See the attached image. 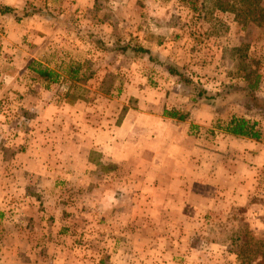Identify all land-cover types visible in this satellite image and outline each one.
<instances>
[{
    "label": "rangeland",
    "instance_id": "1",
    "mask_svg": "<svg viewBox=\"0 0 264 264\" xmlns=\"http://www.w3.org/2000/svg\"><path fill=\"white\" fill-rule=\"evenodd\" d=\"M43 2L16 9L0 30L1 133L11 140L26 134L16 149L40 138L37 157H27L39 167L18 172L23 182L12 181L5 190L9 199L0 205V264L264 260V113L240 93L258 76L254 92L264 99V0ZM33 9L42 15L18 20ZM35 19L36 37H8L20 31L17 26H34ZM126 44L177 63L211 91L229 86L237 95L229 103L193 106L188 89L146 54L106 49ZM77 65L80 73L95 75L75 86L71 70ZM40 68L53 70L58 82L44 81L35 71ZM68 88L81 97L75 125ZM171 107L185 110L188 120L168 121L166 153L153 158L132 145L116 169L109 155L103 171L83 164L90 152L98 161L96 151L68 154L69 130L82 129L84 118L93 125L100 114L109 131L117 125L114 130L127 140L135 133L130 126L120 130L124 120H159ZM231 116L259 121L261 139L227 135L221 128ZM12 159L0 162L7 174L25 162ZM164 163L169 171L160 174ZM25 198L24 211L30 210L19 215ZM167 202L171 210L162 208ZM27 214L30 221L20 222ZM32 214L40 221L31 220Z\"/></svg>",
    "mask_w": 264,
    "mask_h": 264
},
{
    "label": "crops",
    "instance_id": "2",
    "mask_svg": "<svg viewBox=\"0 0 264 264\" xmlns=\"http://www.w3.org/2000/svg\"><path fill=\"white\" fill-rule=\"evenodd\" d=\"M42 0H0V5H6L8 7L14 8V9H23L25 7L26 4H31L34 3L33 5L35 6H39L38 3H40ZM45 2V0H44ZM43 2V3H44ZM35 6V7H36ZM8 15L2 14L0 13V30L1 28H5V20L4 18L7 17ZM10 16V15H9ZM35 17L34 15L30 16L29 18H27L25 21H28V19L33 20ZM22 20V19H21ZM34 21V20H33ZM32 21V22H33ZM8 22V19H7ZM38 19H35V22H33L35 25L34 26H25L24 28H22V26H15L16 29H20V31L16 33H12V30L9 31V35L8 37L12 39H19V38H26L27 37H36L38 35L37 30H39V23ZM13 24L9 23L8 24V28L12 29ZM13 35V36H12ZM25 40V39H23ZM26 41V40H25ZM90 76H94L95 73H92L91 71H89ZM101 83V82H100ZM100 83L98 82V84L100 85ZM86 84V83H85ZM84 84V86H85ZM79 85V84H78ZM72 91V90H71ZM81 99V97L76 96V99L69 101V103H67L68 106H72V108H74L73 110V123L75 125L76 120H74L76 118H80L81 117V112H80V117L76 115V110H78L77 108H75L77 106L78 100ZM188 100V98H187ZM189 102L191 105L193 106H199V105H205V106H210L211 105H207V104H193L190 99ZM178 110L180 112H183L186 114V119L183 121H180L176 118H172L169 117L167 115H165V110ZM140 115V114H139ZM4 118L2 113H0V119ZM188 114L185 110L180 109V108H165L163 111V115H161V117L155 118L153 116H138L134 119H130V121L132 122H126V120H124L123 124L121 125V129H124L125 126H130V129H132V131H134L135 136L132 137L131 139H127L125 140V137L123 134L118 133L117 130H114L116 128L117 125H115L111 131L108 130V127L106 125V121L105 118L103 116H100V114L98 115V122L96 124H87V119H83V125L82 129L79 130V127H75L73 126V129L69 130V135L67 137L68 143L66 144L68 146V151H73V153H68L70 156H75L74 150L75 152L79 155V151L82 149L84 150L83 152L88 153L90 151H96L97 152V160L96 162H93L92 158H91V152L90 155L87 156L86 158L83 159V164L88 165L90 167H99L100 170L103 171V169H107L106 167H102L103 164H105L106 161L109 160V155H111L112 159H110V161H112L114 164H116L114 166V168L116 169V166L118 164H120V161H122L123 156H124V150L128 149L129 147H132V145H136V149L135 151H139L141 153H149L152 155L153 158L156 157V153L158 151H160L161 153H163V151L166 153V150L164 148L163 145V141L165 140V137L169 136V134H165L168 131V121L174 120L176 121V123L181 124L186 122L188 119ZM143 122H140L142 121ZM72 123V124H73ZM1 125V124H0ZM189 127V126H188ZM194 127V126H193ZM192 126H190V130H192L193 128ZM188 129V128H187ZM82 130L81 133H83L85 131V135L81 134L80 132H78ZM26 135V134H23ZM22 136L16 137L14 140H11L9 138H7V136H5V134L1 133L0 130V162H6L12 158H21V160L25 161L23 164H16V168L13 170H10V174L5 171V164L3 165L2 163H0V205L1 203L4 204L6 200H8L9 195L8 193L5 192V190H7V187L10 186L12 187V184H15L16 182L12 183V181H19V180H24L23 177H21V175H18V172H22L24 173V170H33V167L36 166L38 164L37 167H39V163L37 162V160H27V157H37V151H39V149H37V147H39V142L40 138H38V140L34 141V143L31 141L29 144H25L24 147H22L21 149H16L14 148V146H17L18 143H22ZM173 136V134L171 135ZM179 139V137L177 135H175V140L173 142H177ZM17 143V145L15 144ZM156 143L158 144L156 146ZM33 146H36L35 148ZM151 147V148H149ZM34 148V149H32ZM51 148H53L51 146ZM10 151H13V153H10ZM9 154V155H8ZM40 155V153L38 152V156ZM30 163V164H29ZM29 164V166H28ZM27 166V167H26ZM155 166H158L157 163L155 164ZM153 166V167H155ZM161 166V165H160ZM167 165L164 163L162 166V169L160 171V174L162 173V171L164 170L166 173H168L169 169L166 168ZM161 168V167H160ZM170 169H174V166H170ZM101 173V172H99ZM22 182H19V184H21ZM9 192V191H8ZM27 200L26 198L23 199V203L20 204V213L19 215L24 211V204H26ZM28 203V202H27ZM18 205V204H16ZM184 205L187 206V208H191V209H195L194 208V204H185ZM193 206V207H192ZM162 208L165 210H171V204L169 202L165 203L162 205ZM30 207L26 208L25 211H29ZM24 211V212H25ZM29 214H27V216H19L20 222H26L30 221V216H28ZM182 216H185L183 214H180ZM180 215L178 216L180 218ZM33 219L31 220H35V221H40L41 216L39 215H35L32 214ZM15 218H18L15 217ZM24 229L26 230L25 236L28 237L30 235L29 230L26 228V226L24 227ZM23 229L20 228V231L22 232ZM23 233V232H22ZM19 235V234H18ZM17 239V238H16ZM25 243H27V241H23Z\"/></svg>",
    "mask_w": 264,
    "mask_h": 264
},
{
    "label": "trees",
    "instance_id": "3",
    "mask_svg": "<svg viewBox=\"0 0 264 264\" xmlns=\"http://www.w3.org/2000/svg\"><path fill=\"white\" fill-rule=\"evenodd\" d=\"M15 12L16 9L14 8L8 7L6 5H0V13L2 14L11 16L15 15ZM33 14L42 15V13L38 12V10L33 9L29 12H23L22 16H20L18 20ZM106 49H109L110 51L120 50L123 54L131 55L132 57H141L146 54L149 61H153V63L163 68L170 75L175 76L178 79L179 83L188 89V96L193 104H207L216 106L223 100L227 101L226 103L231 102L237 95L229 90V86L223 88L222 90L220 89L216 91H211L203 87L199 84V82L195 81L191 76H189L187 72H184L182 66H179L177 63L172 62L168 59H161L154 54H150L149 50L143 47H133L132 45L126 44L124 46H117L115 48ZM81 68L82 67L80 65H77V67L71 70L72 83L75 86H77L76 83H80L82 81L85 82L91 77L90 74H86L85 72L80 73ZM35 71L44 81H47L49 84L58 82L59 75L49 68H40ZM259 87L260 80L257 76L256 80L252 84H247V87L243 88V90H240V93L242 96L241 98H248L249 101L252 102L253 107L258 109L260 113H264V99L257 96L254 92V90L259 89ZM65 98L74 100L76 99V94H74V92H71L70 88H68L67 94H65ZM165 115L176 118L180 121L186 119L185 113L173 109L168 111L165 110ZM258 124L259 121L257 120L249 121L243 117L231 116L221 129L224 130L227 135L242 136L259 141L261 139L262 132L258 127ZM261 261L264 260L260 259L258 264H262Z\"/></svg>",
    "mask_w": 264,
    "mask_h": 264
}]
</instances>
